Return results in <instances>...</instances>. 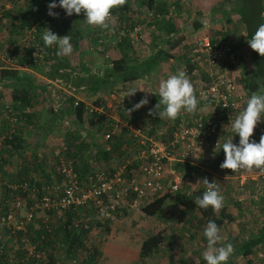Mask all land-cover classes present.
Returning <instances> with one entry per match:
<instances>
[{"label": "trees", "instance_id": "obj_1", "mask_svg": "<svg viewBox=\"0 0 264 264\" xmlns=\"http://www.w3.org/2000/svg\"><path fill=\"white\" fill-rule=\"evenodd\" d=\"M38 1L39 0H33L31 2L34 3L31 5L32 9L29 11L26 18L23 19L22 17L18 18V16L13 14L12 11L6 10L3 0H0V31L1 28L4 27V33L2 34L3 36L0 38V52L7 51L12 63L16 65V67L0 69V84L3 82L10 83L11 103L8 104L11 106L13 113L18 117L19 120V124L15 126L14 132L10 133L11 137H9V130L11 128L9 123L10 115L4 109L5 104H0V114L2 113V116L4 117V119L0 121L2 123L0 126V134L4 132V129H6L4 136L0 138L2 140V153L0 155V180L5 178V175L8 172L6 167L8 165L10 167V163L13 162L14 159L13 157L16 154L22 153L24 151L25 144L21 139V135L23 133L22 128L26 123L29 124L34 119V116L26 111V107L32 106L35 102L36 97L33 93L37 90L38 86L43 87V85L37 83L38 81L34 77L26 76L24 71L20 69V66H34L36 68H40L43 65L39 62L36 64L32 63L30 53L33 50V44L37 42L41 48L40 52L44 53L45 58L43 62L49 65L47 66L48 68L46 69L47 72H45V74L49 79H64L68 72L66 69L70 68L69 61L66 58L62 57V60H56L58 57L57 46L53 45L51 47H45L42 36H40L39 40L38 35L39 33H44L47 28L52 32L53 29H56L57 33L55 34L62 37L63 35L67 34L66 28L68 27L69 29L70 26H64L65 20L60 17H57L59 22H57L58 24H55L53 21L56 18H53L49 15L45 16L48 6L44 5L42 1ZM190 1H192L195 6L199 8V10L198 8L196 10L197 15L202 13L203 10L201 9L199 3L204 2L205 0ZM176 2L177 0H127L125 5L112 9V20L110 25L113 27L124 26L129 28H132L137 24L143 25V39L137 41L127 35L112 46H107L105 50L108 53L107 58L109 65L106 68L104 75L100 78H96L95 80H90V77H79L78 81L75 82V85L79 86L83 83L87 84L90 82V87L94 90H97L102 87L106 88L110 82V78H113L117 80L119 79V81H121V83L124 85V88L130 89L132 88L130 86L133 81L142 78L146 81V79L149 78L152 70L157 65L168 61L170 58L174 59L175 56H177L175 58L180 57L181 60H183V63L181 62L183 64V71L190 75L191 80L203 78L205 81H207V73L202 70L193 71L194 66L188 64L187 59L182 56V53H179L178 51H176L175 54H172V52L167 53L161 48H153V43L149 44L151 37L145 28L148 25H155V27H158L159 32L164 31L165 34L177 33L179 26L176 20V14L174 13L177 6L175 4ZM217 3H219V1L214 0V7L217 5ZM242 3V7L239 10L241 12H239L241 17H243V6L245 5L243 0ZM173 4L175 5L173 16L166 20L163 15L167 14L169 7ZM35 8L39 10H35ZM41 8H45V11H42ZM260 10L261 11L257 12L258 15H261L262 13V9ZM147 12H152L154 16L149 18ZM155 14H160L161 17H156ZM74 19L77 21V16H74ZM228 20L229 18H226V22ZM257 20V22H254V25L252 26L253 32L251 31L250 34H254L259 25L264 23V18L260 20L258 17ZM218 21L220 22V19ZM194 23L195 28L201 26V24H198L197 21ZM32 25H36V29L38 31V33L35 35V38L32 39L27 37L26 40L21 43L17 38L20 36V33L22 34V29L25 26H28L29 28ZM213 32L216 34L215 30ZM70 34L73 37V42L78 45L77 41L80 40L81 36L83 35L81 34V31L77 29L75 33H72L70 28L69 35ZM89 34L90 39L96 46L98 31L91 27V32H89ZM224 38V35H222L216 36L214 39L221 42V40H224ZM181 39L182 37H176L174 42L172 40L171 41L173 42V45H181ZM173 45H171V47H174ZM139 50H146V56L141 58L138 57ZM135 54L137 55L136 57ZM255 56L259 57L260 55L255 52ZM134 57L136 59L131 60V58ZM2 64H4V62L0 60V65ZM239 65L242 69V75H246L244 80L242 79L244 88L248 90L249 93L260 92L261 86H264V58H257V60H254L255 70L252 74H249L245 68L244 60H239ZM256 74L259 75V81H253L251 79ZM156 99H160L158 92L155 98L152 97L151 105L154 103L157 104V101H155ZM68 101V104H63L61 109L53 111L54 114L52 115V118L54 119L53 124H58L60 123L59 119L61 116H66L69 114L74 115V128H68L64 133V138L68 146L64 155L66 158L72 160L79 180L82 181L85 174L89 170L95 169L97 167L103 168L104 165L107 166L104 168L107 169L108 172L112 173L116 167L132 158V156L136 153L135 145L137 143L132 140V137L129 136L125 128L121 127L119 133L114 134L112 137L108 136L106 138L105 132L110 126L109 124L111 119L104 118L102 114L88 113L86 111L84 102L80 100H75L71 97H68ZM124 104L130 106V108H132L134 105V103L131 102H124ZM148 110L149 107L144 106L128 115V120L132 122L133 119L134 122L138 115L141 116V114H147ZM137 125L142 126L145 132L146 129L143 127L142 122L138 123ZM81 131L85 132L86 135L83 136ZM106 146H109V148L106 149ZM13 165L15 166L14 163ZM28 165L36 167V169L24 170V167V171L14 170L10 174V179L14 181V183H18V185L23 182L31 186H35L37 190L36 196L40 199L42 195L46 193L44 191L45 185H51L53 179L57 180L56 182H58L60 180V176L56 173L54 167L51 168L50 171L43 170L41 168L40 162L35 165L34 163H29ZM138 165V161H133L132 165H129L126 168V171L129 172L131 168H137ZM165 167L169 168L170 170L172 169L175 172L178 171L183 175L186 171H198L196 165L177 160L166 162ZM52 174H54L55 178H53ZM206 176L208 178L210 175L207 173ZM185 185L188 187L187 184ZM203 186L204 185L198 186V188L194 187L193 189H188L187 191L181 189L180 191L177 190L175 192H171L168 190L146 198H139L137 197V194L132 191L130 192V196L128 197L127 201H125V203H123L122 206L118 208L115 214L121 215L122 212L125 213L128 209L133 210V208L137 206V202H139L138 205H140L142 213L146 214L147 216L155 215L161 210L166 199L169 196H172L173 200L177 201L182 208L186 210L198 209L203 219L214 221L218 227H220L222 220L217 217L215 211L211 207L202 209L195 204L196 197L202 196L203 194ZM5 187L7 189L6 191L13 192L11 187L7 185ZM20 193L23 196H27L28 194L22 189H20ZM28 195L30 197V194ZM30 203H32L31 206L34 204V202L31 201ZM5 205L7 209L8 205ZM48 214L51 217L45 221V224H39L40 226L33 228L26 225L27 227L25 230H18L14 235L17 242L23 240L26 237L25 235L29 236L31 240L36 242L35 246L37 250L43 249L44 252H42L39 257L30 256L27 258V260L21 258L23 255L21 252H19V255L17 254L19 260L16 262L10 255H8L6 251L0 260V264H9L10 262H8V258H11V262H14L15 264H33L37 260H39L41 264H59L58 252H56L55 249L51 247L47 248L46 246H53V244L55 245L58 243V251L60 246H62L65 249V256L68 258H73L75 257L78 248H86L84 241L92 229L97 230L98 228L104 227L106 231H111L110 221L112 220L103 218L94 207L69 208L68 210L59 214H55L53 211H48ZM47 222H55L54 227H50V231L46 230L45 228V225L48 224ZM261 230L263 231L261 232L262 235L259 237V243H261L260 241H264V229ZM163 244V232L161 230L153 231L140 240L137 249V255L141 259H149V257L159 250ZM84 254H86L85 258L82 260L84 263L106 264V262L100 258L101 252H98L95 247H93L90 251L85 250Z\"/></svg>", "mask_w": 264, "mask_h": 264}, {"label": "built area", "instance_id": "obj_2", "mask_svg": "<svg viewBox=\"0 0 264 264\" xmlns=\"http://www.w3.org/2000/svg\"><path fill=\"white\" fill-rule=\"evenodd\" d=\"M24 1L32 2L33 0ZM52 11L57 13L60 18L67 17L62 8ZM147 14L149 18L154 16L152 12H147ZM155 16L161 17L160 14H155ZM172 16L173 7L167 14L163 15L166 20ZM111 20L112 15H110L107 29L91 26L98 31L96 49L105 53L106 57H108V53L105 48L108 45L112 46L127 35L137 41L143 39V25L137 24L132 28L113 27L110 25ZM37 33L36 25L29 28L25 26L22 29L25 38L33 39ZM53 33H57V30L53 29ZM192 41L182 43L177 51L182 53L188 64L194 66L193 71L202 70L207 73V81L198 78L193 84L195 95L198 101L202 103L200 105L203 106L202 109H196L194 113L181 112L174 124L171 125L170 138L163 140L149 137L142 126L131 123L127 117L129 114L126 112L130 106L121 104L119 96L113 92H110L109 96L105 94L94 104L85 105L88 113L102 114L104 118L111 119L110 126L105 132L106 138L119 133L121 127L125 128L132 140L137 143L135 145L136 153L131 159L116 167L112 173L105 168L97 167L89 170L81 181L72 160L64 155L68 148L65 138H58L52 145L51 154L55 171L60 176V180L56 184L45 185L44 191L46 193L38 202H36L37 199H33L34 204L24 218L17 217L19 209L23 206L21 198L16 196L11 201H7L8 208L3 212L0 211V230H8L11 233L25 230L26 225L32 221L33 212L37 206L43 211H53L55 214L69 208L94 207L103 218L113 220L115 219V212L127 201L132 191L137 194V197L146 198L168 190L175 192L179 189L183 177L172 170L171 178L166 182V162L177 160L201 166V151L206 144H212L216 147L218 140L220 145L222 141L225 142L228 138L233 137V143L238 145V134L235 135L227 126L230 119L246 107L247 100L250 98L247 96L242 82V69L239 65L235 40L225 37L219 42L208 34H202ZM40 49L38 43L35 42L30 53L33 64L37 62L44 64L45 56L43 52H40ZM0 59H3L4 62L0 65V69L16 67L7 51L0 53ZM26 67L28 66H20V69L25 70ZM61 104V102H56L54 109L58 110ZM146 106L151 107L150 101ZM4 109L10 115L9 137H11L10 133L14 132L19 120L9 104H5ZM63 123L68 124L69 121L66 119L63 120ZM261 135H264V117L254 129L250 142L254 140L259 143ZM1 147L2 140L0 139V155L2 153ZM108 148L109 146H106V149ZM133 161L139 163L136 171L135 168H131L127 172L126 168L132 165ZM220 176L211 177L209 182L215 181L217 183L223 197L225 188L221 182L228 179L227 176L229 179L236 180L239 184L237 186L244 187L248 183H253L250 198L260 204L261 214L257 218V225L260 229H264V173H260L258 170L239 169L235 172L222 173ZM10 187L13 191L22 189L24 192L36 196L35 186L27 183L22 182ZM204 191L205 187L203 186ZM238 200L240 202L246 201V195L240 196ZM45 228L50 231L48 224L45 225ZM24 250L27 254L26 258L40 256L36 246H26ZM5 252L3 238L0 234V260ZM251 257L252 264H264V246L255 249ZM8 262L13 264L11 258H8Z\"/></svg>", "mask_w": 264, "mask_h": 264}, {"label": "crops", "instance_id": "obj_3", "mask_svg": "<svg viewBox=\"0 0 264 264\" xmlns=\"http://www.w3.org/2000/svg\"><path fill=\"white\" fill-rule=\"evenodd\" d=\"M218 1L219 3H217L215 7L213 4L214 0H205L204 2H200V3L198 2L203 11L202 13L197 15L196 10L198 7L195 6V4L192 1L177 0V2L175 3L177 5L176 9L174 4L170 6L168 9V11H170L171 7H173V10L175 9L174 13L176 14V20L179 26L177 33L165 34L164 31L159 32L158 27H155V25H148L145 28L147 30V33L151 37L149 44L153 43L152 47L155 49L161 48L165 50L167 53L172 52V54H175L178 47L180 46L178 44L173 45V42L176 37H182L180 42L181 44L184 42H190V41L193 42L192 40L194 38H198L202 34H208L213 38H216V36L224 35V37L233 38L235 40L236 50L238 53L239 60H242V57H245L246 60L247 52L244 43L250 40L253 35L250 34L251 31L253 32L252 29L253 23L258 21L257 20L258 17L260 18V20L264 18V0H247V3L250 2L251 6L249 11L243 12V17H241V15L239 14L240 12L239 10L241 9L243 4L242 0H221V1L218 0ZM260 9H262V13L261 15H258L257 12L261 11ZM188 17L190 18V20H192V22H189L190 20L187 19ZM226 18L227 19L229 18L227 22H226ZM217 19L218 20L220 19V22ZM196 21L198 22V24H201V26L198 28H195L194 22ZM211 29H214L216 31V34H214L213 32L214 30ZM69 31L70 28L68 29L67 27L66 35H69ZM70 36H71L70 42L73 48L77 47L76 43L73 42V37L71 34ZM170 41H171V45H173L174 47H171ZM79 46L81 50L80 55H82L85 52L86 46H84V43L80 44ZM144 56L146 55L143 54L142 57ZM62 57L66 58L70 64L69 66L70 68L66 69L68 72L64 79L63 78L49 79L45 74V72H47L46 70L38 71L29 67H26V69L23 70L26 76L34 77L38 81L37 82L38 84L43 85V87L38 86L37 90L34 91L33 94L36 97V99L33 105L26 107V111L34 116V119L32 121H34L35 118L39 116L40 114L39 111H45L43 102H41V100H43L44 98L50 100L49 112L52 113L53 115L54 114L53 111H56L54 109L55 103L56 102L62 103L60 108H58L59 110L61 109L63 104L65 105L68 104L69 102L68 97H71L75 100H80L84 102L85 105H89L92 103L93 104L96 103L97 100H99L101 97H104L105 94L106 96H109L110 92H112L108 90L109 88H105V87L94 90L90 87V82H88L87 84L83 83L82 85L76 86L75 82H77L79 78V73L77 72V64H76L77 62L76 63L73 62L72 55L58 56L56 60H62ZM175 57L174 59L170 58L168 61H165L157 65L149 75V78H151L149 82H144L143 78L138 79L133 81L130 87L140 88L141 86L147 85L149 87V90L152 92V94L151 93L148 94V100L150 101L151 104L152 97L155 98V96L157 95L158 92L157 89L159 87V83L162 80H166L169 76L176 74L178 70H183V64H182L183 60H181L180 57L178 58ZM81 61L82 63H80V66L84 67L81 69L84 70L87 69L86 70L87 72L84 74L85 77L84 76L81 77L84 78L90 77V80L91 79L95 80L96 78L102 77L106 71V68L109 65L106 64L103 67V69L100 70L99 68L96 69L93 68L96 66V63H98L96 60H90V61L81 60ZM43 65H45V63ZM46 66L49 65L46 64ZM85 67L88 68L85 69ZM89 67L92 68L90 69ZM186 74L190 82L193 84L194 81H196V79L191 80L190 75H188V73ZM55 80L59 82H56ZM55 82L56 84H54ZM109 85H112L113 88L117 87L123 89L121 91V94H118L119 99L121 100L122 98L123 104L124 102L126 103L131 102L136 104L145 95L144 92L137 91L136 94L132 97H124V93H126L129 89L124 88V85L121 83V81H119V79L117 80L110 78V82L107 85V87ZM155 101H157L158 103L159 99L158 100L156 99ZM8 103L11 102L9 101ZM155 105L156 104L154 103L153 108L155 107ZM198 105L199 106H197V109H202L203 106H200L202 105V103L199 102ZM183 111L184 110H182L181 112ZM69 116L70 117L72 116L74 119L73 114H69ZM59 120L61 123V118ZM176 120L177 118L174 120H169V119L160 120L158 117L149 116L147 112V114L144 115L141 114V116L138 115L137 119H135L134 122L132 119L131 123L138 124L142 122L143 127H145L146 129L145 132L146 134H148L149 137L155 139L167 140L168 138H170L171 135V129H172L171 125L174 124ZM53 121L54 119L52 117L50 118L49 122L46 119L45 127L47 129L53 128L54 125H56L53 124ZM25 126H28V124L26 123ZM46 128L44 129V131L46 130ZM36 131L37 130H35V132ZM81 132L82 134L84 133L83 131ZM47 134L52 136L50 132L46 133V135ZM84 135L86 134H83V136ZM23 143L25 144L29 142L23 141ZM223 143L224 142L222 141L220 143V146H222ZM220 146H217L216 148L212 144H206L203 147L201 151V157L203 162H201V158H200L201 166H197L198 168L197 172L194 171L195 172L194 175H196L197 179L194 178L193 179L194 182L191 183L189 182V180L193 176H189L187 172H185V174L183 175V184L188 185V187L185 185L184 187L185 191H187L188 189H193L194 184H196L198 180H202L203 178L207 177L206 176L207 173L210 175L208 177V179H210L213 176L221 177L220 175L222 173H228L229 171H231L227 169L222 170L220 167L218 166L216 167V164H214L217 161V159H219V156L223 151ZM37 161L41 162V168L44 169V167L42 166L43 164L42 159L37 158ZM205 162H208L211 165L207 166ZM104 167L107 166L104 165ZM44 170L50 171V169L47 170L44 169ZM227 178L228 179L223 180L221 182L225 188L223 207L218 212L215 211L217 217L222 220V223L219 227L222 240L218 243L217 246L219 247L222 245H226L228 243L233 245L234 253L230 256L226 264H252L253 262L250 259H251V255L253 254V251L258 247L264 246V241H260L261 243H259V237L262 235L261 232L263 230H261L257 225V218L261 214L260 211L261 207L259 202L253 201L250 198L251 191L253 189V183H248L244 187L237 186L238 183L236 180L229 179L228 176ZM199 185L200 184H198L196 187L198 188ZM243 195H246V201L240 202L238 199L240 196ZM170 206H172V210L174 212L172 214V219L166 220L165 222L160 221L161 223L159 224V227L162 228L155 230V231L161 230L163 232L164 244L160 248H163L166 245L168 250L163 251L160 250L159 248V250H157L149 257V259L144 260L138 256L139 258L137 259V261H139V264L141 263L146 264L147 262L149 264H207V262L203 258V252L206 250L207 247V240L203 233L209 221L207 219H203L198 209L186 210L182 208L181 205L175 200L172 201ZM147 231L150 230L144 227L143 232H147ZM147 235L148 234H144L143 237ZM185 236L187 237L192 236L196 238L195 243L197 244L198 247L194 249L193 253H191L190 250L189 252L185 251L186 248H184V246L182 245ZM179 242L181 243V245L179 244ZM173 253L179 256L177 257L178 261L173 258L172 256ZM124 256L125 255H123L122 257ZM103 257L104 256H101V259ZM137 261L135 262V264H138Z\"/></svg>", "mask_w": 264, "mask_h": 264}, {"label": "rangeland", "instance_id": "obj_4", "mask_svg": "<svg viewBox=\"0 0 264 264\" xmlns=\"http://www.w3.org/2000/svg\"><path fill=\"white\" fill-rule=\"evenodd\" d=\"M42 1L44 3V5H49L51 2H55L57 3V5H59V0H39ZM38 1V2H39ZM236 2V1H235ZM243 2L245 3V5L243 6L244 11L243 12H247L250 9V3H246L245 0H243ZM3 3L5 5L6 10H10L13 12V14H15L16 16L22 17L23 19L26 18L27 14L29 13V11L32 9L31 5L34 3L31 2H26L24 0H3ZM60 8V7H57ZM55 8V9H57ZM220 8V7H219ZM42 9V8H41ZM40 9V10H41ZM53 9V10H55ZM61 9V8H60ZM35 10H39L37 8H35ZM42 11H45V8L42 9ZM47 13L45 14V16H48V7L46 9ZM241 13V12H240ZM18 14V15H17ZM74 16H77V21L74 19ZM59 18V17H58ZM56 18L53 22L55 24H58L57 22H59V19ZM187 19L190 20V18L188 17ZM64 26H70L72 33H75V31L77 29H79L81 31V34H83L80 38V40L77 41V47L73 48V52H72V59L73 62H77V72L79 73V77L84 76V74L87 72L84 69V67L80 66V63H82L81 60H86V61H90V60H96L98 63H96V66L93 67L94 69L99 68L100 70L103 69V67L108 64V58L105 56V53H101L100 51H98L96 49L95 44L92 42V40L90 39V34L89 32H91V25H88L85 21V15L83 12H81V14L76 15L75 13L72 16H67L66 18H64ZM52 22V23H53ZM189 22H192V20H190ZM254 25V23H253ZM4 33V27L1 28L0 31V38H2L1 36H3L2 34ZM39 40H40V36L43 35V33H39ZM21 43H23L26 38L20 33V36L17 38ZM246 42V41H244ZM84 46H86L85 52L80 55L81 50H80V44H83ZM86 44V45H85ZM245 47H246V52H247V56H246V60L245 57H242V60H244V64H245V68L247 69L249 74H252L255 70L254 67V60H257V58H264V57H256L255 56V51H253L249 44L246 42L244 43ZM109 46V45H108ZM146 55V50H142L139 51L138 53V57H142V55ZM137 55L135 54V57ZM131 58V60H134L136 58ZM29 68L38 70V71H44L46 70L48 67L45 65H42L40 68H36L34 66H28ZM88 67H85V69ZM90 69L92 67H89ZM161 70V69H160ZM246 75H242V78L244 80ZM85 77V76H84ZM252 77V76H251ZM249 79V78H248ZM253 81H259V75H254L251 78ZM151 80V78L146 79V81L144 80V82H149ZM106 88H109L108 90L118 94H121V91L123 90L122 88H113L112 85H109L108 87L106 86ZM247 96L250 98L252 93H249L248 90H246ZM10 93H11V86L10 83H1L0 84V104H8V102L10 101ZM260 94H264V86H261V90L259 92ZM52 101V100H51ZM41 102H43V106L45 111H39V116L37 118H35L34 121L30 122L28 124V126H25L22 128V135H21V139L23 141H27L29 143H25V147H24V151L22 153H18L16 154L13 158V162L10 163V167L9 165L6 167L8 172L5 175V178H2L0 180V211L3 212L6 209V205L7 201H11V199L13 197L19 196L21 198V200L23 201V206L19 209L18 213H17V217L18 218H24L27 214V212L29 211L30 207H31V202H34L33 199H37L36 202H38L39 198L37 196H32L27 194V196H23L20 193V189H15L13 192H8L6 191V185L7 186H15L18 185V183H14V181H12L10 179V174L12 171L14 170H20V171H24V170H32V169H36V167H32L29 166V163H34L38 164L37 158H41L42 159V166L44 167V169H50L54 167L53 164V158H52V154H51V149H52V145L53 143H55L58 138L60 137H64V133L67 131L68 128H74V124H73V117L66 115V116H61V123H58L56 125H54L53 128L51 129H47L46 126V119L49 122L50 118L52 117V113L49 112V103L50 100H47L46 98H44L43 100H41ZM128 102V101H127ZM123 103V101L121 100V104ZM93 104V103H92ZM199 106V105H198ZM153 108V105H152ZM4 117L2 116V113L0 114V121L3 120ZM68 120L69 123L68 124H64L63 120ZM34 122V123H33ZM1 123V122H0ZM2 125V123L0 124V126ZM34 126V129H33ZM41 126V127H40ZM43 128V129H42ZM46 128V130L44 131V129ZM25 129V130H24ZM41 129V130H40ZM5 130L4 132H2L0 134V138L2 136H4L5 134ZM35 130H37L35 132ZM1 131V128H0ZM51 133V135H46V133ZM85 134V132L83 133ZM46 135V136H45ZM42 136V138H41ZM23 137V138H22ZM225 160V154L222 151L221 155L219 156V159H217V161L214 163L216 164V167H220L221 163H223ZM201 162L202 161V157H201ZM13 163L15 164V166L13 165ZM24 164V165H23ZM41 164V162H40ZM205 164H207V166L211 165L208 162H205ZM25 167V169H24ZM27 167V168H26ZM24 169V170H23ZM43 169V170H44ZM49 171V170H47ZM172 169L170 170L169 168H166V182L168 180H170V173H171ZM188 173L189 176H193L189 182L193 183L194 182V178H196V175H194V171H186ZM53 173V172H50ZM176 173L180 174L183 177L182 173H179L178 171H176ZM53 178L54 174H52ZM57 180L53 179L52 180V184H56ZM183 182L181 183L180 187H179V191L182 189L184 190L185 185L183 184ZM202 183H200L201 185ZM199 185V186H200ZM197 185L194 184V187H196ZM30 198V199H28ZM6 199V202H5ZM173 198L172 196H169L166 201L164 202L161 210L156 213L155 215H151V216H147L146 214L142 213L141 209H140V205L139 202H137V206L135 208H133V210H127L125 213L122 212L121 215L115 214V219L110 221L111 225V231H106V229L103 228H98L96 229H92L91 232H89L88 236L85 239V247L86 248H78L77 252L75 254V257L73 258H68L65 256V249L60 246V249L58 251V243H56L55 245L53 244V246L48 245L46 246L47 248H53L56 250V252H58V258H59V262L60 264H87L84 263L82 260L85 258V250L90 251L92 250L93 247H95L98 252L100 251V258L101 256H104L102 258L103 261L106 262V264H135V262L137 261V259L139 258L137 255V249H138V243L140 242V240L143 238L144 234H149L152 233L153 231H155L156 229H160L162 227H159V224L161 222H165L166 220H171L172 219V214L174 213L172 210V206H170V204L172 203ZM179 206V205H178ZM180 207V206H179ZM51 216L48 214L47 211H43L41 208H39V206L35 207L34 212H33V219L32 221L27 224L29 227H37L40 226L39 224H45L48 220V218H50ZM100 219V218H99ZM147 220V221H146ZM161 221V222H160ZM145 222V223H144ZM48 223V222H47ZM54 223H48V225L51 227H54ZM147 223V224H146ZM27 227V226H26ZM144 227L148 228L147 232H143ZM150 228V229H149ZM0 234L3 238V242H4V246H5V250L7 251L8 255H10L13 260H15L16 262L19 260V257H17V254L19 255V252L22 253V257L24 258V260H27L26 255H25V248L26 246H35L36 242H34V240H31L29 236L25 235L26 237L17 242L16 238H15V233H11L8 230H0ZM196 238L192 237V236H185L184 238V242L182 243V245L184 246V248H186L185 251L193 253L194 249H196L198 246L195 243ZM179 244L181 245V243L179 242ZM182 246V247H183ZM163 251H167L168 248L163 247L162 249ZM44 252L43 249L42 250H38V253H42ZM136 254V255H135ZM123 255H125L124 257H122ZM173 258L176 259L178 261L179 257L176 254H172ZM30 260V259H29ZM147 260V259H144ZM252 260V257L251 259ZM139 264V261H137ZM13 264H15L13 262ZM33 264H41V262L39 260L35 261ZM89 264V263H88ZM141 264H145V263H141ZM146 264H149L148 262Z\"/></svg>", "mask_w": 264, "mask_h": 264}, {"label": "clouds", "instance_id": "obj_5", "mask_svg": "<svg viewBox=\"0 0 264 264\" xmlns=\"http://www.w3.org/2000/svg\"><path fill=\"white\" fill-rule=\"evenodd\" d=\"M126 3L127 0H59V5L55 2L48 5V15L57 18L58 14L52 11L57 7L62 8L69 17L74 13L79 15L83 12L88 25L107 29L111 10ZM42 39L45 47L57 46L58 56H69L73 52L70 35L60 37L46 29ZM247 43L253 51L264 57V23L259 25ZM193 84L183 70H178L176 74L162 80L157 89L160 99L154 108H149L148 115L158 117L160 120H174L182 110L194 113L199 101L195 95ZM137 91L144 92L145 95L132 108L126 110L129 115L146 106L149 103L148 94H152L149 87L144 85L140 88H130L124 93V97H132ZM262 117H264V94L253 92L250 99L247 100L246 107L231 118L227 126L235 135L238 134L239 144L233 143V137L228 138L222 146L219 145V140L217 142L216 148L220 146L225 154V160L220 165L222 170L227 169L232 172L239 169L258 170L260 173H264V135H261L259 143L254 140L250 142V137L253 136L254 129ZM201 182L205 191L202 196L196 197L195 204L202 209L211 207L218 212L223 207L224 197L221 195L217 183L215 181L209 182L208 178L205 177L198 180L195 185ZM102 214L104 213L102 212ZM203 234L207 240V247L203 252V258L207 264H226L234 253V247L230 243L217 246L222 240L218 225L210 220Z\"/></svg>", "mask_w": 264, "mask_h": 264}]
</instances>
